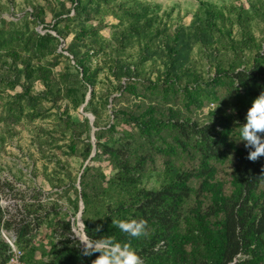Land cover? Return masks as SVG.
I'll list each match as a JSON object with an SVG mask.
<instances>
[{"label":"trees","instance_id":"obj_1","mask_svg":"<svg viewBox=\"0 0 264 264\" xmlns=\"http://www.w3.org/2000/svg\"><path fill=\"white\" fill-rule=\"evenodd\" d=\"M112 1L59 0L61 8L52 12L51 21L43 6H33L30 16L44 25V33L30 25L10 31L0 27V91L16 90L0 115V149L25 109L31 118L45 114L44 101L52 102L72 131L78 126L73 138H81L82 127L89 131L80 152L82 167L96 149L80 179L57 178L60 197L68 198L73 213L58 201H42L40 192L25 202L15 224L24 260L91 264L99 253L82 256L74 230L83 201L88 239L110 235L130 241L143 264H264V156L249 160L253 149L235 139L252 102L264 92V34L259 38L251 24L255 17L264 21V0L222 6L198 0L191 21L175 27L158 13V5L122 1L116 5L119 23L107 37L113 25L101 10L102 3ZM134 43L137 54L129 52ZM196 48L213 70L208 77L193 63ZM61 57L69 65L56 75ZM158 60L154 79L149 64ZM104 71L107 81L101 78ZM100 82H105L103 90L97 89ZM223 89L233 91L236 110L209 111L207 101H219ZM157 92L164 100L171 92L181 93L188 114L153 101ZM82 106L94 115L93 123L88 116L71 115V108ZM194 109L211 118L201 123ZM69 147L77 150L74 142ZM179 154L189 161L178 159ZM95 161L98 167L90 165ZM131 218L147 221L145 235L129 237L113 223ZM7 260L8 244L0 238V264Z\"/></svg>","mask_w":264,"mask_h":264},{"label":"rangeland","instance_id":"obj_2","mask_svg":"<svg viewBox=\"0 0 264 264\" xmlns=\"http://www.w3.org/2000/svg\"><path fill=\"white\" fill-rule=\"evenodd\" d=\"M122 1H126L128 4H132L133 0H113L111 3H102V10L107 15L108 21L112 23L113 27L106 30L105 35L111 37L113 31L120 20L121 10L118 9V4ZM144 3H148L151 6H157V11L160 15H163L169 25L175 27L180 21L189 23L192 19L193 13L199 6L198 0H139ZM218 5H228L236 0H211ZM247 1V0H245ZM41 5L45 8L48 18L47 21L52 20V12L61 8L59 0H0V27L5 31L11 29L24 28L26 25H30L31 28L37 29L39 32L44 33L43 24H36L30 16L33 12V6ZM172 11L171 17H168L166 12ZM100 14V13H99ZM126 20V19H125ZM127 21V20H126ZM252 28L259 38H262L264 34V21L260 17H255L252 20ZM237 31V26L234 27ZM134 47H129V52L137 54L139 47L137 43H134ZM195 57L194 65L204 71L205 76L208 77L212 71L207 59L196 48L193 52ZM59 64L54 68L56 75L67 70L69 65V59L66 57L59 58ZM161 65V61L158 60L154 64H149V73L155 79L158 74V69ZM210 70V73H208ZM108 71H104L101 74V78L105 79ZM107 81V79H105ZM126 79H123L125 82ZM38 89L42 88V85L38 83L36 86ZM105 88V82H100L97 86L98 90ZM20 88H18L19 90ZM16 90L7 88L0 91V115L6 110L9 103L12 101V95ZM116 94H113L114 97ZM90 97V94H88ZM153 101H157L159 105L167 107L170 106L174 110L179 111L181 115L188 114L184 105L183 97L181 93L171 92L170 97L167 100L161 98L159 92L153 94L150 97ZM109 105V113L112 112V98ZM60 103L66 104L67 101H60ZM126 103V102H124ZM46 107L45 114L40 117L31 118L28 116L27 111L22 114L19 122L14 126V132L9 134L7 132V141L5 146L0 149V187L9 188V195L11 201L9 203H3L2 213L3 219L11 220L13 224L19 221L22 213H24V204L28 197L34 196L37 192H40V198L42 201L49 202V205L58 201L64 209H68L69 213H73L72 204L68 198H61L57 178L64 177L68 183L75 181L76 178L83 171V157L80 156V152L83 151L89 131L82 127L83 134L81 138L76 136L73 138V133L78 126L72 128L66 124V118L60 117V111L57 108L51 107L52 102L44 101ZM127 104V103H126ZM206 107L209 111L222 112L230 110H236L235 96L231 89H223L221 91V99L219 101H207ZM64 108V107H63ZM71 115L79 117L83 120L84 116H88L82 107L78 109L71 108ZM193 116H196L201 123H206L211 118V113L204 112L202 110L194 109ZM113 118V117H112ZM4 127V123H3ZM93 128L90 131L92 137ZM76 132H79L78 129ZM176 133V132H175ZM174 132H167V137L172 138ZM236 141H240L241 137L236 136ZM93 140V137H92ZM74 142L77 145V150L72 151L69 145ZM178 159L188 162L189 158L186 155L179 154ZM162 158H159L157 165L162 168ZM90 165L98 167V161L92 162ZM110 169H106L109 173ZM34 173L38 177L34 178ZM56 185V186H55ZM79 189L80 185L77 183ZM155 185L154 179L149 182V186ZM81 203V201H80ZM81 206V205H80ZM23 209V210H22ZM78 215V214H77ZM78 216H76L77 219ZM81 226L74 228L76 236L83 237ZM1 238V236H0Z\"/></svg>","mask_w":264,"mask_h":264},{"label":"clouds","instance_id":"obj_3","mask_svg":"<svg viewBox=\"0 0 264 264\" xmlns=\"http://www.w3.org/2000/svg\"><path fill=\"white\" fill-rule=\"evenodd\" d=\"M239 128L240 141L245 142L246 148L253 149L247 158L255 162L259 157L264 156V92L254 99L247 111L246 123L240 125ZM113 223L129 237L139 238L146 234L147 221L143 219H122L113 221ZM101 228L102 225L98 226L95 231L98 233ZM81 245H83L82 256L90 257L99 253L91 264H143L130 241L119 242L114 236L103 235L99 239L82 242ZM20 255L22 253L17 250L11 264H19Z\"/></svg>","mask_w":264,"mask_h":264},{"label":"built area","instance_id":"obj_4","mask_svg":"<svg viewBox=\"0 0 264 264\" xmlns=\"http://www.w3.org/2000/svg\"><path fill=\"white\" fill-rule=\"evenodd\" d=\"M2 126V123L0 121V128ZM9 188L4 189V187H0V206L3 208V203L6 204L9 203L12 199L11 197H8ZM27 201H34L35 199L32 197H28L26 199ZM4 209V208H3ZM23 210V209H22ZM0 236L1 239H3L8 244V260L6 264H11L13 261V257L16 255L17 250L22 253V255L19 256V264H27L24 260V250L18 245L17 242V227L15 224L11 226V228H8L6 226L5 219H3L1 225H0Z\"/></svg>","mask_w":264,"mask_h":264},{"label":"water","instance_id":"obj_5","mask_svg":"<svg viewBox=\"0 0 264 264\" xmlns=\"http://www.w3.org/2000/svg\"><path fill=\"white\" fill-rule=\"evenodd\" d=\"M88 98H90V97H88ZM85 104H86V103H85ZM85 104H84V105H85ZM83 107H84V106H82V110H83ZM85 113H86V114L88 115V117L90 118L91 123H93V121H94V115H93L92 113H88V112H85ZM92 137H93V143H94V145H95V135H94V133H93ZM95 154H96V149H95V146H94L93 152H92V154L90 155L89 159L85 162V164H84V166H83V169H84V167L89 163L90 158H92ZM79 179H80V175H79ZM78 184H79V183H78ZM79 185H80V184H79ZM80 205H81V206H80V209H79V212H78V215H77V216H78V217H77V225L82 227V228H81V230H82V234L84 235L86 241H85L84 238L81 237V236H78V235H77V238H79L82 242L86 243V242L89 241V239H88V237H87V235H86V232H85V230H84V222H83V218H82V212H83V208H84L83 201H81Z\"/></svg>","mask_w":264,"mask_h":264},{"label":"bare ground","instance_id":"obj_6","mask_svg":"<svg viewBox=\"0 0 264 264\" xmlns=\"http://www.w3.org/2000/svg\"><path fill=\"white\" fill-rule=\"evenodd\" d=\"M83 238H84V240L86 241V239H85L84 235H83Z\"/></svg>","mask_w":264,"mask_h":264}]
</instances>
